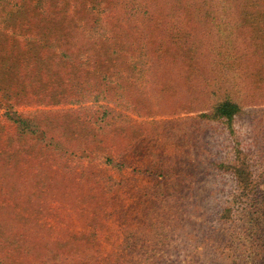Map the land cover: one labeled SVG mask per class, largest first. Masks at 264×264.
<instances>
[{
	"label": "rangeland",
	"instance_id": "374dc122",
	"mask_svg": "<svg viewBox=\"0 0 264 264\" xmlns=\"http://www.w3.org/2000/svg\"><path fill=\"white\" fill-rule=\"evenodd\" d=\"M101 1L100 6L107 8L102 17L108 27L102 35L105 38L126 18L115 13V0ZM172 6L179 12L170 20L191 29L190 42L200 54L196 59H186L187 72L184 61L178 74L179 67L173 66L171 59L150 62V55L142 65L145 58L138 56V50L153 48L164 37L161 30H148L146 46L133 51L136 68L141 71L134 74L135 89L142 91L137 99L114 96L80 103L15 106L24 116L44 110L55 112L46 120L51 122L56 117L57 124L42 128V133L33 134L28 141L33 145L36 141L29 150L36 157L27 159L25 169L32 176L36 173L39 188L33 196L38 207L25 201L17 209L20 224L27 221L34 237L30 239L27 232L23 248L12 255L0 249V264L5 260L8 264L17 260L21 264H264V84L256 82L254 101L248 98L244 81L236 76L239 69L230 70L224 84L245 102L253 101L251 108L257 109L252 116L254 123L243 118L237 129L240 145L248 152L254 169V183L247 195L238 199L232 196L235 185L230 174L218 167L231 155L229 133L221 124L216 128L209 127L210 123L190 127L203 109L204 104L197 99L209 96L208 89L199 91L207 87V62L221 57L236 65L238 57L252 55L248 69L252 73L264 67L255 64L258 58L264 60V52L261 45L249 50L247 40L242 42L249 31L245 27L250 22L248 16L227 10L214 13L212 20L202 24L193 17V7L186 0L182 4L172 2ZM9 7V1L0 3V18ZM164 19L165 14L160 13L155 22ZM235 37L241 46L233 45ZM247 64L239 66L243 73ZM87 68L85 72L92 75L96 67ZM152 79L157 87H153ZM65 82L74 83L71 79ZM102 105L117 112L108 116ZM6 107L7 103L0 104V125L10 130L3 120ZM124 119L126 123L119 130L117 125ZM50 136L60 141L54 150L44 142ZM161 156L170 161L166 162L169 175L179 179L174 192L178 200L170 194L172 190L158 188L165 203L151 206L154 196L146 189L154 181L145 170ZM109 159L121 167L111 166ZM212 177L226 181L214 184ZM226 206L227 214L221 218Z\"/></svg>",
	"mask_w": 264,
	"mask_h": 264
},
{
	"label": "trees",
	"instance_id": "16d2710c",
	"mask_svg": "<svg viewBox=\"0 0 264 264\" xmlns=\"http://www.w3.org/2000/svg\"><path fill=\"white\" fill-rule=\"evenodd\" d=\"M2 1L0 0V3ZM5 1L10 2V7L6 15L0 18V104L7 103L3 120L7 121L12 130H8L9 128L3 130L0 125V249L8 250L12 255L16 249L19 251L23 248L27 232L31 236L30 239L34 237L25 224L27 221L20 224L21 216L17 209L20 202L25 205V201L35 208L38 207L33 196L39 188L36 173L34 172L32 176L25 169L27 159L36 157L30 154V146L33 143L30 144L28 141L33 134L39 135L43 129L50 128L48 125L57 124L54 123L56 117L51 122L46 120L48 115L55 116L53 114L55 112L44 110L24 116L15 110V106L65 101L80 103L83 100H102L114 96L119 99L123 97L137 99L142 91L135 89L134 74L138 62L133 51L138 50L141 45L146 46L144 37L148 30H161L164 37L154 43L153 48L147 46L138 50V56L145 58L142 61L144 66L151 56L150 62L171 59L170 63H173V66L178 65L177 71L180 74L183 71L180 62L184 61L185 64L188 59H196L200 54L196 52L194 43L190 42L193 34L191 29L170 20L174 13L179 12L172 6V2L182 4L184 0H164L163 8L162 0H115V13L126 18V21H121L117 31L105 38L102 35L108 27L102 17L107 8L100 6L101 0ZM186 2L193 7V17L202 24L205 20H212L214 13L218 15L219 12L227 10L238 16H248L250 24L245 27L249 31L242 37V42L247 40L245 44L249 50L261 45L264 52V0H186ZM160 13L165 14V19L155 22L156 15ZM95 41L100 44L96 46ZM232 43L241 46L236 37L232 39ZM236 53L238 54V51ZM251 56L238 57L236 65L227 63L221 57H214L207 62L208 73L201 71L202 74L207 73V87H200L199 91L208 89L209 96L197 99V102L204 104L203 109L190 126L193 129L203 123H210L209 127L216 128V125L221 124L232 137L231 155L227 161L219 162L218 167L230 174L229 177L235 185L230 193L236 199L247 195L246 192L254 183V169L248 152L240 145L237 130L240 129L239 124L243 118H249V122H253L252 116L257 109L251 108L256 98V95L252 94L256 92V82L264 84V67L252 73L248 70ZM246 63H248L246 72L243 73L239 66ZM255 64L262 65L264 60L258 58ZM89 65L96 67L92 75L85 72ZM197 67L201 68V64L197 63ZM187 68L185 64L186 72ZM238 69L240 71L236 76L244 81V89L248 98L253 100L252 103L245 102V99H240L236 93L224 87L228 72ZM74 76H77V80ZM66 79H71L74 83L68 84L65 82ZM152 84L153 87H157L156 80L155 82L153 80ZM218 92L221 93L220 96H217ZM102 106L104 114L108 116L117 112L112 106ZM132 108L138 106L133 105ZM70 111L74 112V109ZM125 121L126 119L122 120V123L120 121L121 124L118 123L119 130ZM41 139L37 138V141ZM44 142L54 150L60 141L50 136ZM166 162L170 164L169 159L161 156L153 163H149L145 170L154 181L150 189H146L151 190L152 193L148 194L154 196L151 206L165 203L158 188L172 190L170 194L178 200L174 192L179 179L169 175L170 166ZM109 163L111 166L121 167V163L115 159H109ZM200 168L207 169V167L196 169ZM212 168L214 167L208 169ZM212 178L210 179L214 184L226 181L221 177ZM145 210L148 211L146 208ZM227 211L228 206L221 210V218H224L223 215L227 214ZM14 233L18 236L15 237ZM5 264H8L6 260ZM11 264L21 262L17 260Z\"/></svg>",
	"mask_w": 264,
	"mask_h": 264
}]
</instances>
